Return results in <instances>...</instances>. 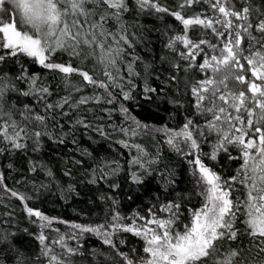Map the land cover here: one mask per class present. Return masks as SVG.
<instances>
[{"label": "snow or ice", "instance_id": "obj_1", "mask_svg": "<svg viewBox=\"0 0 264 264\" xmlns=\"http://www.w3.org/2000/svg\"><path fill=\"white\" fill-rule=\"evenodd\" d=\"M153 15L163 29L140 22ZM154 31L157 40L163 35L158 55ZM34 65L62 75L66 92L79 95L90 86L91 94L59 95V83L54 87ZM134 90L157 111L172 106L163 123L154 122L155 114H132L125 102ZM114 101L124 119L111 133L104 124L95 131L117 134L120 145L135 149L124 179L143 190L147 203L121 210L112 192L122 187L113 182L121 164L86 166L83 157L97 156V149L78 146L81 159L73 156L65 175L80 168L90 183H108L99 195L107 205L100 222L46 214L35 203L44 185L33 182L29 195L4 184L0 171V187L34 226L21 229L5 213L0 264H264V0H0V153L8 169L11 153L26 152L29 142L33 152L45 137L64 143L72 128L65 131L61 120L72 109ZM77 125L92 127L83 116L72 121ZM92 236L100 247H88Z\"/></svg>", "mask_w": 264, "mask_h": 264}, {"label": "trees", "instance_id": "obj_2", "mask_svg": "<svg viewBox=\"0 0 264 264\" xmlns=\"http://www.w3.org/2000/svg\"><path fill=\"white\" fill-rule=\"evenodd\" d=\"M140 22L142 24L152 26L155 25L157 29H163V23L156 16L140 17ZM169 23H172V19L169 18ZM156 32H153V39L155 40V50L153 55L160 54L162 48L161 40L163 35L161 34V39L157 40ZM141 54H144L146 50L141 47L139 50ZM60 58L58 57V60ZM67 56H63V60H66ZM31 70L40 71L42 73V78L44 76L48 77V82L53 84L55 87L56 83H59V89L55 91L59 92V95L63 96L66 94L73 95L76 99H79V95L91 94V87H86L79 95L71 91V88L67 90L64 89V82L62 75L53 74L50 70H42L40 65L31 66ZM53 75L55 79L53 80ZM73 84L80 86V77L73 75L71 77ZM137 87L142 90L143 80L137 78L135 80ZM156 83H159L157 81ZM132 100L126 101V106L130 109L133 115L138 118L143 119L149 114H155L157 119L155 123H163V119L160 117L167 118V110H171V105L161 104L159 110L155 108L154 105L147 102L144 96L137 95L135 90L133 91ZM25 103L34 104L35 98H23ZM53 99H56L54 96ZM122 99V98H121ZM119 103L114 101L113 104L109 105L107 103H100L99 105L95 102H91L88 105H82L79 109H72L69 112V116L61 120V123L65 125V131L68 128H72V132L63 136L64 143L57 142L54 138L48 139L45 137L42 141L41 147L38 151L33 152V144L29 142L27 151H16L11 153V162L14 164L13 169H8L7 164L9 160L6 158L5 153H0V171H3L6 179L3 181L8 187L13 188L20 192H26L29 195L34 193L33 182L37 187L44 185L45 187L40 188V198L37 206L41 210L45 211L46 214L50 216L60 217L61 220H76L77 222H88L89 220L97 221V217L101 220L105 214L107 205L99 200L100 193L108 191V183L100 181L98 184L90 183L91 177L85 174L84 169L75 168L72 177L65 175V169L74 168L72 164L68 161L72 159L73 156L76 159H81V153L77 151V147H87L89 151L93 149L98 150V155L89 158L83 157L87 165L95 166L100 163L103 159L108 161L116 160L119 161L122 167V171L118 174L120 179L118 181L121 184V189L117 193V190L113 189L112 192L116 193V198L120 201L121 210L127 214L131 209L142 207L147 203V196L144 194L143 190L137 189L130 180H125L124 175L127 170V160L131 158V155H135V149L125 148L123 145L118 143L120 136L117 134H112L111 138L101 137L95 128L98 124H104L105 130L111 133L112 125H120V122L124 119L119 112ZM42 107V106H41ZM115 108L116 111L111 113L105 112L104 108ZM92 109V111H89ZM79 116H83L86 121L91 122V128H85L83 125H77L73 128L72 121ZM59 119V117H58ZM75 139L77 144H73L72 141ZM136 142L148 143L145 140H137ZM0 147H3L0 144ZM164 149L171 153V150L164 145ZM174 157V166H179V157ZM29 160L34 161L37 165L36 172L28 171ZM43 165V167H41ZM49 170L51 175L48 174ZM99 175V172H97ZM23 177V179H22ZM113 178H109L112 181ZM68 184H73L75 186V191L68 192ZM155 184V181H152ZM130 185H132L130 190ZM99 190V191H98ZM154 190V188H153ZM78 193V195H77ZM132 199H129V198ZM21 202L18 201L16 197H12L10 194L6 193L3 187H0V230H2L4 225L3 221L5 219V213L12 212L13 217L19 221L18 226L22 228H32L30 221L27 218V214L21 215ZM54 227H58L62 232H67L69 227L57 222ZM88 239V247L91 249L93 247H100L102 241L99 237H86ZM104 250H107V246H103ZM127 250L126 248L124 249Z\"/></svg>", "mask_w": 264, "mask_h": 264}]
</instances>
